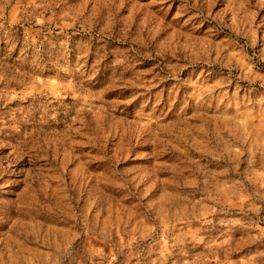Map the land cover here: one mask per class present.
<instances>
[{
    "label": "rangeland",
    "instance_id": "obj_1",
    "mask_svg": "<svg viewBox=\"0 0 264 264\" xmlns=\"http://www.w3.org/2000/svg\"><path fill=\"white\" fill-rule=\"evenodd\" d=\"M0 264H264V0H0Z\"/></svg>",
    "mask_w": 264,
    "mask_h": 264
}]
</instances>
